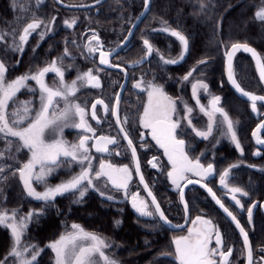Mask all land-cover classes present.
Wrapping results in <instances>:
<instances>
[{"label": "flooded vegetation", "instance_id": "obj_1", "mask_svg": "<svg viewBox=\"0 0 264 264\" xmlns=\"http://www.w3.org/2000/svg\"><path fill=\"white\" fill-rule=\"evenodd\" d=\"M101 1L103 0H99V3ZM16 3L18 7H13V0H0V32L10 34L15 31L17 42L18 34L22 33L23 28L27 23L32 22L33 18L47 24L55 17V22L43 40L38 35L44 29L43 24L41 28L32 32L22 54L6 50L12 43L11 35H8L4 42H0V60H3L8 68V80L29 71L35 72L52 60H57L63 55L65 47L71 53V56L63 60L65 82L70 83L76 79L78 73L88 69H92L93 75H99L100 88L81 87L73 98L76 103L86 108L88 113L86 120L95 129L97 137L109 135L119 140V147L109 145L110 151L120 152L118 156L98 153L92 147L94 140L88 142L95 167L102 160H108L116 165H128L130 168L135 167L131 152L126 148L127 141L123 139V134L119 131L120 125L116 123V115L113 114L115 97L119 95L118 113L121 119L128 117V123L124 127L136 146L141 173L171 224L182 225L177 230H171L155 216H140L133 209L130 199H125L122 192L113 190L109 185L115 199L107 200L103 197L113 206L122 207L131 222L136 225L135 228L140 229L141 232L155 233L158 237V247L149 252L150 258L142 259L143 264H179L173 255L165 256L162 253L174 252L173 237L186 235L187 229L191 227V224L186 222V218L191 220L197 215H203L219 226L224 238L223 250L227 251L229 246L233 250L229 264H247L246 249L239 229L202 186L204 184L212 189L216 197L236 216L248 232L254 264H264L260 261V257L264 255L260 252V249L264 248V170H262L264 169V149L259 148L252 139L253 131L264 121V102L258 101V111L253 112L251 102L232 91L226 77L224 53L223 69L221 64H213L214 58H211V54L209 56L205 54L201 58L200 55L189 53V56L180 63L166 65L155 51L142 65L132 68L131 65L137 64V61L145 57L144 39H148L166 59L177 58L181 51L180 43L175 37L159 31L163 27L162 21H165V15L168 16L169 12L163 9L162 4L160 5L157 0H150L148 13L132 34V25L145 10L144 0H105L100 4L97 0H16ZM73 19L76 20V24L72 27L64 23ZM93 32L98 34L102 47L95 54L89 55L86 45ZM129 35L132 36L130 41L120 51L114 52ZM93 46H96L95 41ZM251 47L264 55V50ZM101 51L111 52V55L107 57L108 64H100ZM200 60H206L207 63L198 64ZM245 62L249 65H245ZM194 67L196 71L193 72L189 81H183L182 77ZM234 69L236 78L245 91L264 96V85L255 63L249 56L239 54L235 58ZM141 77L145 81V87L149 81L163 85L164 91L177 100V115L173 118L181 119V128L177 131L183 130L184 134L179 138L185 140V151L189 158H199L205 166L209 163L214 166L215 172L205 179L188 174L190 179L200 180L201 183L189 184L184 188V199L189 206L187 213L184 211V204L180 200L178 190L167 175L172 168L167 156L164 155V150L152 139L151 130L143 128L139 123L143 107L147 103V92L134 88L133 85ZM196 80H202L208 85L207 92L198 89L200 104L209 107L212 96H219L221 97L220 106L234 122H238L235 124V129L243 149L242 153L230 138L223 134L222 126L214 128L208 139L196 136L195 132L186 126L181 99L193 108L192 125L196 129L204 130L209 120V117L200 111L192 95V83ZM46 82L49 86H54L55 75L49 73L46 76ZM28 84L36 87L34 81L30 80ZM17 98L19 101L33 100L34 106L38 107V96H33L30 92L22 90ZM97 99H102L109 105L107 114L103 106L97 105L96 115L100 123L91 117V105ZM63 106L61 102L60 108ZM12 108L13 105L10 103L9 111ZM216 119L219 123L220 117L217 116ZM63 132L71 144L78 143L79 138L84 134L91 135L82 129L72 127L65 128ZM141 133H143V140ZM261 139H264V132ZM257 152L259 155H256ZM153 157L158 158V168H152L148 163ZM232 164H237L238 167L231 170L227 183L229 187L239 186L249 193L247 197L237 194L244 209L235 204L231 194L220 184V173ZM129 191L130 193L138 191L140 198L149 201V210H154L155 206L151 204V197L139 183V177L134 171ZM253 203L257 206L252 209V218L249 221L246 209ZM215 246L213 241L212 247ZM216 259L219 261L220 258Z\"/></svg>", "mask_w": 264, "mask_h": 264}, {"label": "snow or ice", "instance_id": "obj_2", "mask_svg": "<svg viewBox=\"0 0 264 264\" xmlns=\"http://www.w3.org/2000/svg\"><path fill=\"white\" fill-rule=\"evenodd\" d=\"M97 3H99V0H97ZM144 4L145 8H147L149 0H144ZM13 7H18L16 0H13ZM200 7L202 11L206 8L203 3H201ZM24 10L26 11L27 9ZM254 19L264 23V0H261V6L254 12ZM54 22L55 17L47 24L33 18L32 22L27 23L26 27L23 28L22 33L18 34V42L15 31L10 34L0 32V42H4L6 37L11 35L12 43L7 46L6 50L22 54L31 33L41 28L43 24L44 29L38 33L40 39L43 40L46 33L51 31V26ZM64 23L68 27H72L76 24V20L73 19ZM162 25L163 27L159 31L169 34L179 41L181 51L178 57L166 59L158 49L154 48L148 39H144L145 57L136 63H143V60L152 56L154 51L166 65L177 64L184 60L189 50V38L181 31L168 26L167 21H162ZM93 41L96 42V46H93ZM101 47L102 44L98 34L93 32L86 45L87 53L89 55L95 54ZM238 51L251 54L262 82H264V55L248 43H232L230 46H226V51L224 52L227 59L226 74L228 81L239 93L248 98L251 102L252 111L257 112V102H264V96L245 91L238 82L233 66V58ZM110 55L111 52L101 51L100 64H108L109 60L107 57ZM69 56H71V53L65 47L63 55L58 57L57 60H52L35 72H26L12 80L7 79L8 68L4 61L0 60V138L6 140L4 149L0 150V183L6 182L10 176L18 175L29 197L42 201L46 205L54 206L52 202L56 197L65 194L76 197L73 203H81L88 189L90 187L95 188L93 181H101L105 184V187L110 185L113 190L122 192L125 199H130L133 209L140 216H155L163 224L171 227H182V225H171V221L168 220V217L161 209L160 204L141 173L136 146L129 138L128 132L124 127L128 123V117L125 116L121 119L118 113L119 95L115 97L113 114L116 115V123L120 125L119 131L123 134V139L127 141L126 148L131 152L135 167L130 168L128 165H116L108 160H102L97 169L93 168L92 161L94 157L91 156L88 142L94 140L92 147L98 153H109L110 155L118 156L120 152L110 151L109 145L119 147V140L115 136L109 135L97 137L95 129L86 120L88 115L86 108L73 100L81 87L100 88L101 83L99 75H93L92 69L78 73L76 79L70 83L65 82V73L62 65L64 58ZM206 63V60L198 62V64ZM195 71L196 68H192L182 77V80L189 81ZM49 73H53L56 77L54 86H49L46 82V76ZM30 80L35 82L36 87L29 86L28 81ZM133 87L147 92V103L143 107L139 123L143 128L151 130L152 139L156 142V145L164 150V155L167 156L172 168L167 175L178 190L180 200L184 204V211L187 213L189 206L184 199V188L189 184L201 183L200 180L190 179L188 174L205 179L215 172L214 166L212 163L205 166L200 162L199 158H189L188 153L185 151V140L179 138L184 134L183 130L177 131L181 128V119L173 118L177 115V100L164 91L163 85L149 81L145 87V81L141 77ZM198 89L207 92L208 85L202 80H196L192 83V95L200 111L207 115L209 120L204 130L196 129L192 125L191 114L193 108L181 99L185 113L183 120L186 121V126L191 128L196 136L203 139H208L212 135L214 128L222 126L224 128L223 134L227 135L242 153L243 149L235 129V124L238 122H234L225 109L220 106L221 97L212 96L209 101V107H206L200 104ZM22 90L32 93L33 96H38V107L34 106L33 100H18L17 95ZM61 102L64 105L63 108H60ZM10 103L13 105L11 111H9ZM97 105L103 106L105 114L109 111V105L105 104L102 99H97L91 105V117L97 123H100V119L96 115ZM34 107L35 111H33ZM217 116L220 117L219 123H217ZM67 127L82 129L85 133H90L91 135L84 134L79 138L78 143L69 144L63 139V131ZM259 127L264 128V123ZM257 131H259V128ZM46 133L53 138L51 140L46 139ZM253 135L255 136L256 133L254 132ZM8 137L16 138L15 146L12 140L7 139ZM141 139L143 140V133H141ZM256 142L264 144V139L257 137ZM141 147H143V144H141ZM25 149L27 150L26 155L30 154V156L25 162L20 163L16 158V153ZM256 155H259V152ZM9 160L12 163H8ZM69 162L79 164L80 172L70 176L67 180L61 181L59 184L49 185L48 177L52 176L62 164ZM148 163L152 168L159 167L157 157H153ZM236 167H238L237 164H232L220 173V184L231 194V199L235 204L244 209V205L237 198V194L241 197H247L249 193L239 186L229 187L227 183L231 170ZM133 171L138 175L139 183L143 185L144 189L147 190L148 196L151 197V204L155 205L154 210H149V201L140 198L138 191L130 193L129 187L133 179ZM6 172L7 175L5 174ZM185 181L186 183H182ZM34 183L44 185V191H37L33 186ZM202 186L212 195L220 208L231 218V221L235 222L243 237L247 264H254L253 249L248 232L240 224L236 216L216 197L212 189L208 188L207 184ZM96 190L99 191V189ZM100 195L105 196L107 200L115 199L114 196L106 195L104 192H100ZM256 206L253 203L246 209L249 221L252 218V209ZM40 215H42V210H31L26 214H22L19 209H7L0 206V227L8 229L11 236L9 252L0 260V264H7L9 258H11L12 264H36L37 257L43 249H40L35 244L23 243V236L33 217H39ZM186 222L191 224V227L187 229V234L173 237L172 239L174 252H163L162 255H173L179 264H229V258L232 256L233 250L231 246L228 247L227 251L223 250L224 238L218 225L203 215H197L191 220L186 218ZM115 223L118 225L121 222L116 221ZM70 229V231L67 230L66 226L65 232L46 245L54 253V264H118V261L105 253V249L111 247V244L105 238L85 230L79 224H71ZM213 241L215 242V247H212ZM260 252L264 253V248L260 249ZM217 257L220 258L219 261L216 259ZM260 261L264 262V255L260 257Z\"/></svg>", "mask_w": 264, "mask_h": 264}, {"label": "trees", "instance_id": "obj_3", "mask_svg": "<svg viewBox=\"0 0 264 264\" xmlns=\"http://www.w3.org/2000/svg\"><path fill=\"white\" fill-rule=\"evenodd\" d=\"M157 1L169 12L168 16L165 15L168 26L181 31L189 38L190 46L185 58L189 53L200 55L201 58L205 54H211V58H214L223 36L230 40V36H244L245 43L264 50V23L254 19V12L261 6V0ZM201 3L206 6L204 11L201 10ZM232 25H236V28ZM3 140L0 138V147ZM18 155L25 161L30 156L24 152H19ZM78 173L76 166H72L70 170H63V166H60L52 178L48 179V184L54 186ZM12 186L13 184L7 188L2 186L1 189V194L2 190L5 192L0 201L7 196L9 199L5 201L6 204L0 203V206L7 209H17L14 195L22 194L23 190L21 183L14 184L13 194V188L9 190ZM75 199L76 197L70 194L57 196L52 202L54 206L34 200V210H42V215L33 217L23 239L26 242L30 240V245L35 244L43 249L36 264H54V253L46 245L65 232L66 226L70 231L73 223L81 225L89 232L104 236L119 246L118 256L124 262L128 260V264H143L142 259L150 258L149 252L158 247V237L155 233L141 232L135 228L136 225L131 222L126 211L122 207L113 206L95 188L88 189L81 203H73ZM20 209L25 210V206ZM116 221L121 223L117 225ZM10 244V231L0 227V260L9 252ZM7 264H12L11 258Z\"/></svg>", "mask_w": 264, "mask_h": 264}, {"label": "rangeland", "instance_id": "obj_4", "mask_svg": "<svg viewBox=\"0 0 264 264\" xmlns=\"http://www.w3.org/2000/svg\"><path fill=\"white\" fill-rule=\"evenodd\" d=\"M232 26H235V28H236V25H232ZM219 37H221V36H219ZM223 37L224 38H223L222 42H220V43L218 42L219 43V48H218L217 52L215 53L214 60H213L214 61L213 64H215V65L216 64L217 65L221 64V69H223V65H224L223 53L226 51V46H230L232 43H245L243 41V37L244 36H230L233 41L230 40V39H227L226 36H223ZM245 65H249V63L245 62ZM52 138H53L52 136H50L48 133H46V139L51 140ZM7 139L8 140H12L14 142V146H15L16 138L14 139L13 137H8ZM63 139L66 140L69 144H71L70 141L67 140V138L65 137L64 132H63ZM2 142H3V145L0 147V150L4 149L5 144H6V140L4 139ZM22 152H24V154H26L27 150L25 149V150L20 151V153H22ZM18 154L19 153H16L17 160L20 163L25 162V160L22 159V156L20 157V155H18ZM8 163H12V161L9 160ZM92 164H93V168L94 169H97L98 166H99V165L98 166L96 165V167L94 166V160L92 161ZM16 166H18V165H16ZM61 166H63V170H70L72 166L73 167L76 166L78 172H80V170H81L80 165L76 164L74 162L64 163ZM56 171H57V169H56ZM5 174L7 175V172ZM51 178H52V176L48 177V179H51ZM18 183H21L22 186H23V183H22V181H20L18 175L17 176H10L9 179L6 182L0 183V186H1L0 187V199L3 198L4 192H5L4 190H2V194H1L2 186L4 188H7V187H9V185L13 184V186L10 187L9 190H11L13 188V194H14V184H18ZM93 183L95 185V189H99L98 193L104 192L106 195H112L111 192H110L111 189L109 188V186L105 187V184L103 182L94 180ZM33 186L36 188L37 191H40V192L44 191V187H45L44 185H38V184L34 183ZM8 199H9V197L7 196V197L4 198V200L0 201L1 205H2V203L6 204L5 201H8ZM34 200H35L34 198L31 199V197H29L26 194V191H25L24 187H23V190H22V194L20 193L17 196L14 195V201L16 203L15 206L17 207V209L19 208V211L22 214H26L29 211L34 210ZM23 205L25 206V210H21L20 209V207L23 206ZM28 207H30V209H28ZM101 237L105 238L104 236H101ZM105 239H106L107 242H109L111 244L110 248L105 249V253L107 255H109L111 258H113L116 261H118V264H128L127 263L128 260L124 262L122 259L119 258V256H118V248H119V246H117L113 242H110L107 238H105ZM23 243L30 245V240L28 242H26L23 239Z\"/></svg>", "mask_w": 264, "mask_h": 264}, {"label": "water", "instance_id": "obj_5", "mask_svg": "<svg viewBox=\"0 0 264 264\" xmlns=\"http://www.w3.org/2000/svg\"><path fill=\"white\" fill-rule=\"evenodd\" d=\"M105 0H103V1H101L100 3H102V2H104ZM99 3V4H100ZM98 5V4H97ZM149 7H150V0H149V4H148V6H147V8H145V10L143 11V13H142V15L134 22V24L132 25V29H131V34L133 33V31H134V29H136V27L140 24V22L142 21V19L146 16V14L148 13V11H149ZM131 37L132 36H127V38H126V40L123 42V44H121L114 52H118V51H120L122 48H123V46L128 42V41H130V39H131ZM113 52V53H114ZM239 54H244V55H247V56H249L252 60H253V62L255 63V60L252 58V56H251V54L250 53H246V52H243V51H238L236 54H235V56H234V58H233V66H234V62H235V58L239 55ZM225 56V55H224ZM148 58V57H147ZM147 58H145L144 60H143V63L146 61V59ZM143 63H137V64H135V65H131L130 67H132V68H134V67H137V66H140V65H142ZM226 68H227V59H226V57H225V72H226ZM226 77H227V74H226ZM227 81H228V79H227ZM262 82V81H261ZM228 84H229V86L231 87V89H232V91L237 95V96H239V97H241V98H243V99H245V100H248V98L247 97H245V96H243L241 93H239L232 85H231V83L228 81ZM262 84L264 85V82H262ZM262 123H264V121L262 122ZM261 123V124H262ZM261 124H259L257 127H256V129L253 131V133L255 132L256 133V135L254 136L253 134H252V139H253V141L256 143V145L259 147V148H261V149H264V144H258L256 141H257V137H259L260 139H261V136H262V134H263V132H264V128H260L259 126L261 125ZM259 128V131H257V129ZM155 206V205H154ZM163 223V222H162ZM167 228H169V229H171V230H177V229H179V227H171V226H169V225H167V224H164ZM172 225V224H171Z\"/></svg>", "mask_w": 264, "mask_h": 264}]
</instances>
